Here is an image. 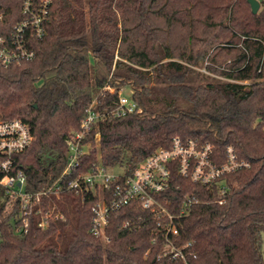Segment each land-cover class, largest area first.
I'll return each mask as SVG.
<instances>
[{
  "label": "trees",
  "instance_id": "16d2710c",
  "mask_svg": "<svg viewBox=\"0 0 264 264\" xmlns=\"http://www.w3.org/2000/svg\"><path fill=\"white\" fill-rule=\"evenodd\" d=\"M22 2L0 0L1 34L22 19ZM29 44L34 59L0 61V118L33 134L11 171L24 174L25 191L60 176L88 108L113 111L117 89L128 87L142 111L94 126L73 177L99 158L137 163L176 136L212 143L217 164L233 145L250 167L209 184L172 173L170 211L198 199L175 219L173 243L188 264H264V0L257 13L248 0H53L45 35ZM94 201L75 189L43 195L30 202L25 231L21 197L0 185V264H184L164 255L162 226L137 203L111 215L109 240L94 235ZM127 219L136 226L122 227Z\"/></svg>",
  "mask_w": 264,
  "mask_h": 264
},
{
  "label": "built area",
  "instance_id": "2783aa9c",
  "mask_svg": "<svg viewBox=\"0 0 264 264\" xmlns=\"http://www.w3.org/2000/svg\"><path fill=\"white\" fill-rule=\"evenodd\" d=\"M53 0H23L22 19L12 27L11 35L5 36L0 33V61L2 65L9 66L12 63L32 60L36 52L30 47L33 37L41 39L46 32ZM3 14L0 13V18ZM206 71L205 68L202 69ZM246 82V81H245ZM115 91V88H111ZM117 106L113 111L101 112L92 104L81 123V129L70 135L67 140L69 148L67 165L59 177L48 186L36 192L24 190L25 176L23 173H12L14 155L23 151L33 141V134L29 124L20 119L0 118V185L20 196L23 209V227L27 231L30 217L28 207L30 202L40 201L43 195H61L63 192L75 189L82 194L90 192L95 201L91 206L93 212L91 232L104 240H109L107 226L111 215L125 207L137 203L143 209L151 212L158 226H162L167 249L165 254L181 258L184 264H188L186 253L183 248L175 246L173 236L179 234V228L175 219L188 215L192 206L198 201L195 195H188L177 213L170 211V200L166 192L172 185V173L176 171L180 175L203 184L217 182L224 175L250 167V162L238 157L234 146L227 147L226 159L217 164L212 159L213 144L199 145L196 140H182L179 136L173 138L172 145L168 148H159L142 161L134 163L125 161L120 165L123 171L112 172V167H106L101 159L93 165L87 173H72L79 165L80 156L89 151V146L81 145L82 139L89 134L94 126L98 125L106 117L124 116L129 113L141 112L142 108L132 98L130 92H124L123 87L117 89ZM99 139V134L96 135ZM227 189L220 188L219 203H225ZM62 216V215H61ZM164 220L167 221L164 224ZM45 226L43 220L39 224ZM122 227H135L131 220H124ZM155 241V238L153 239Z\"/></svg>",
  "mask_w": 264,
  "mask_h": 264
},
{
  "label": "rangeland",
  "instance_id": "374dc122",
  "mask_svg": "<svg viewBox=\"0 0 264 264\" xmlns=\"http://www.w3.org/2000/svg\"><path fill=\"white\" fill-rule=\"evenodd\" d=\"M123 89H124V92H127V93H129L130 92V89L128 88V87H123ZM98 138H97V147H99V142H98ZM111 171L112 172H116V173H120V172H122L123 171V167L121 166V165H116V166H114V167H112L111 168ZM263 251H264V235H263Z\"/></svg>",
  "mask_w": 264,
  "mask_h": 264
},
{
  "label": "water",
  "instance_id": "95a60500",
  "mask_svg": "<svg viewBox=\"0 0 264 264\" xmlns=\"http://www.w3.org/2000/svg\"><path fill=\"white\" fill-rule=\"evenodd\" d=\"M251 5L253 13H257L260 8V0H248Z\"/></svg>",
  "mask_w": 264,
  "mask_h": 264
}]
</instances>
